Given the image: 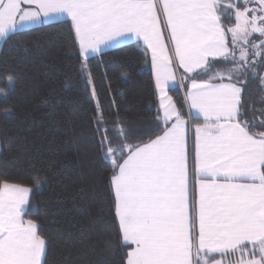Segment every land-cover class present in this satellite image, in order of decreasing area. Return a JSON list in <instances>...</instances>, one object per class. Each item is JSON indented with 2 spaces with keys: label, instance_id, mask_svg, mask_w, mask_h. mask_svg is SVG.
Returning a JSON list of instances; mask_svg holds the SVG:
<instances>
[{
  "label": "snow or ice",
  "instance_id": "snow-or-ice-1",
  "mask_svg": "<svg viewBox=\"0 0 264 264\" xmlns=\"http://www.w3.org/2000/svg\"><path fill=\"white\" fill-rule=\"evenodd\" d=\"M61 24L93 99L94 56L125 45L145 66L150 56L159 106L147 139L132 142L126 121L105 119L99 103L94 118L118 228L106 248L121 251L118 264H264V130L252 131L264 129V118L241 119L249 80L259 79L264 103V39H251L264 37V0H0L9 52L27 46L20 32ZM217 63L224 67L214 71ZM179 69L187 118L168 94ZM17 84L11 70L0 72V103ZM12 112L5 107L4 118ZM42 187L38 177L34 188L0 181V264H48V237L25 218Z\"/></svg>",
  "mask_w": 264,
  "mask_h": 264
},
{
  "label": "trees",
  "instance_id": "trees-1",
  "mask_svg": "<svg viewBox=\"0 0 264 264\" xmlns=\"http://www.w3.org/2000/svg\"><path fill=\"white\" fill-rule=\"evenodd\" d=\"M16 39L27 46L9 52L0 45V72L11 70L18 81L9 104L0 103V181L33 188L37 177L42 182V190L30 196L31 215L25 218L38 220L47 235L48 264H118L121 251L106 248V242L117 240L118 228L109 211V165L102 159L94 118L99 103L105 119L118 115L126 121L132 142L147 139L158 109L150 57L145 66L130 45L94 56L90 65L98 96L93 99L92 87L76 78L79 62L68 55L67 26L41 25ZM251 39L259 43L264 37ZM222 67L217 63L213 70ZM259 72L264 74V63ZM182 89L170 88L168 94L186 118ZM259 93V79L249 80L243 96L247 115L241 119L264 118ZM5 107L13 110L9 119L3 116Z\"/></svg>",
  "mask_w": 264,
  "mask_h": 264
},
{
  "label": "crops",
  "instance_id": "crops-1",
  "mask_svg": "<svg viewBox=\"0 0 264 264\" xmlns=\"http://www.w3.org/2000/svg\"><path fill=\"white\" fill-rule=\"evenodd\" d=\"M26 7V6H25ZM230 37V36H229ZM1 43L2 42H0V45H1ZM107 50H111V49H107ZM107 50H105V51H107ZM150 57V56H149ZM183 74V70L182 69H179L178 71H177V83H176V86H179L180 87V83H179V80H180V77H181V75ZM153 78V77H152ZM220 81H218V82H216V83H219ZM228 81H226L225 83H227ZM175 86V87H176ZM170 89V88H169ZM183 90V98L185 99V93H186V90H187V88H186V86L182 89ZM154 91H155V93H156V90H155V87H154ZM156 103H157V105L159 106V99H158V95H157V93H156ZM186 113L188 114V107H187V105H186ZM187 118V117H186ZM197 121H194L193 123H196ZM199 122H202V118H201V120L199 121ZM194 143H195V131H194V129L192 130V133H191V147H192V150H193V152H194Z\"/></svg>",
  "mask_w": 264,
  "mask_h": 264
},
{
  "label": "rangeland",
  "instance_id": "rangeland-1",
  "mask_svg": "<svg viewBox=\"0 0 264 264\" xmlns=\"http://www.w3.org/2000/svg\"><path fill=\"white\" fill-rule=\"evenodd\" d=\"M230 36V35H229Z\"/></svg>",
  "mask_w": 264,
  "mask_h": 264
}]
</instances>
